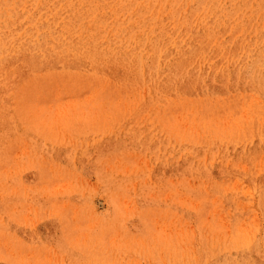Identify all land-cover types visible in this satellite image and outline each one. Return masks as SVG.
<instances>
[{
	"label": "rangeland",
	"instance_id": "rangeland-1",
	"mask_svg": "<svg viewBox=\"0 0 264 264\" xmlns=\"http://www.w3.org/2000/svg\"><path fill=\"white\" fill-rule=\"evenodd\" d=\"M263 41L264 0H0V264H264Z\"/></svg>",
	"mask_w": 264,
	"mask_h": 264
},
{
	"label": "bare ground",
	"instance_id": "bare-ground-1",
	"mask_svg": "<svg viewBox=\"0 0 264 264\" xmlns=\"http://www.w3.org/2000/svg\"><path fill=\"white\" fill-rule=\"evenodd\" d=\"M261 43H262V42H261ZM261 43H260V44H261ZM263 43H264V41H263ZM260 44H259V45H260ZM261 45H263V44H261ZM261 47H262V46H261ZM258 48H259V47H258ZM258 50H260V51H261V49H260V48H259ZM262 52H264V50H263ZM1 93H2V92H1Z\"/></svg>",
	"mask_w": 264,
	"mask_h": 264
}]
</instances>
